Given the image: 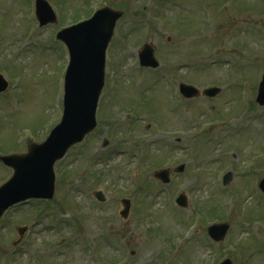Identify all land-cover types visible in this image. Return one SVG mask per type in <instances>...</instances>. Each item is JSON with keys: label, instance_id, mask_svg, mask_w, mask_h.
<instances>
[{"label": "rangeland", "instance_id": "obj_1", "mask_svg": "<svg viewBox=\"0 0 264 264\" xmlns=\"http://www.w3.org/2000/svg\"><path fill=\"white\" fill-rule=\"evenodd\" d=\"M58 1H62L63 5L59 7L56 0L51 2L58 6L56 24L41 32H53L60 24L82 18L91 7L83 5L85 0ZM91 1L95 2L94 5L101 3L100 0ZM106 1L119 3L117 0ZM203 1L174 0L173 13L189 24V28L187 24L180 30L178 37L171 35L172 26L151 25L143 36L136 35L131 41L117 42L121 28H131L132 23H127V20L137 16L132 10L138 7V3L133 1L130 5H121L130 6V12L124 22L121 19L116 24L102 89L103 98L108 96V91L120 96L107 98L108 104L103 108L110 116L112 127L117 129L116 135H111L109 121H102L105 117L100 115L97 118V126L100 124L98 130L82 143L71 147L65 157L56 163V192L52 203L40 204L36 208L33 203L27 207L14 206L0 218V255H3L0 264H94L95 261L101 264H197L194 260L207 264L208 258L211 264L210 259L217 253V247L220 248L218 261L228 256L233 264L263 263L264 195H256L255 183L264 176V113L258 114V106L255 105L256 115L253 116L254 109L249 108L248 99L253 98L264 70V0H206L204 3L210 8L205 13L212 16L207 31L212 32L214 24H217V29L212 32L215 36L209 40L197 37L200 32L194 35L191 30L193 24L194 28L199 27L196 18L205 10ZM12 2L0 0V36L5 34L6 37L11 33L0 42V73L8 82L7 91L0 94V151L17 153L25 151L30 141L43 140L57 123L64 69L62 46L55 39L49 40L45 50L35 35L30 36L27 43L24 40L23 47L20 45L25 38L21 37L25 36V21L32 19L30 0ZM142 3V7L148 6V0H142ZM184 3L190 12L182 10ZM13 21L22 31L19 34L12 26L16 24ZM125 22L127 24L124 25ZM202 34L206 32L202 31ZM232 34H235L234 38L229 36ZM168 36L170 42L166 41ZM11 37L13 39L8 41ZM236 39L244 41L239 43ZM144 41L155 46L160 62V67L151 73L146 69L137 71L132 68L135 53ZM2 45L7 47V51ZM208 51L209 55L205 54ZM233 55L238 56L236 60L246 58L243 62L255 63L256 66L248 71L251 80L245 92L238 82V93L235 94L238 106L228 115L227 120L232 121L222 138V134L215 131V126L199 130V123H194V120L198 118L197 113L202 115L201 110L208 111L203 116L204 121H215L213 115L223 112L228 114L223 109V106L226 107L223 102L228 94L233 93L225 86L229 78L225 73L226 63L221 60ZM8 58L15 60L16 64L11 65ZM210 59L217 60L212 67L208 65ZM186 62H189L188 66L179 72L175 67L168 68V65L180 67ZM193 65H201L204 69L191 71ZM112 69L116 71V76L109 78ZM164 73L169 84L179 81L197 87L217 84L222 87V92L216 99L200 95L187 99L185 103H175L171 101L173 95L170 88L161 79ZM108 85L112 86L111 90ZM167 102L178 108V113L174 111L171 114ZM133 105L136 109L138 105H145L159 120H156L158 126L153 122L156 126L151 127L150 124L147 127L151 121L142 112L130 113L133 118L141 116L135 123L126 114L133 110ZM186 106L190 107L187 113L183 110ZM211 108H214L215 114L210 111ZM143 109L140 106L137 111ZM235 124L236 129L231 127ZM193 126L196 128L191 129ZM206 137L209 138L203 147L200 142ZM177 138L180 139L178 142ZM105 140L107 144L102 147ZM111 145L117 148L114 152L109 149ZM145 147L152 152L147 160ZM139 149L140 162L130 153H139ZM138 153L133 152V155L138 158ZM180 163H184L185 167L183 172L177 173L173 169ZM164 167L171 169L170 182L166 185L153 179L149 173ZM228 169L231 170V178L223 187L221 175ZM10 174L11 169L0 164V183ZM134 188L138 191L132 195ZM97 189L104 193L106 202L99 203L91 197L92 191ZM181 191L188 195L189 209L177 215L169 204L172 202L178 210L174 198ZM211 195L212 201L205 209L209 212H205L206 217L200 223L198 242L194 241L195 238L184 243V250L177 248L180 243L176 247V240L181 239L182 228L186 225L181 220L185 218L187 223L190 222L188 231L195 229L196 226H192L197 210L195 206L203 205L201 201ZM129 196L133 197L130 212L122 218L116 213L121 207L119 200ZM227 199L229 205L226 210ZM55 202L60 203V207L62 205L61 210L54 205ZM63 205H66L65 209ZM152 219L162 224L160 229L156 228ZM213 219L229 224L218 246L206 240L203 234L205 226ZM146 224L150 226L146 227ZM23 225L29 231L24 233L18 244L13 245L17 239L16 227ZM84 245L95 249L88 251ZM247 254L248 261L243 263Z\"/></svg>", "mask_w": 264, "mask_h": 264}, {"label": "water", "instance_id": "obj_2", "mask_svg": "<svg viewBox=\"0 0 264 264\" xmlns=\"http://www.w3.org/2000/svg\"><path fill=\"white\" fill-rule=\"evenodd\" d=\"M121 15L120 11L107 7L99 9L94 15L83 22L61 29L56 37L62 40L69 52L63 85V113L59 123L50 131L46 140L28 146L25 154L0 156V160L13 169L12 176L0 186V215L12 203L25 200L28 197L50 198L53 193V163L59 159L66 149L74 142L80 141L95 125V106L103 84L104 50L111 37L115 20ZM36 16L40 24L53 22V12L45 0H36ZM140 64L145 66L157 65L153 57V49L144 45L139 53ZM6 82L0 76V90ZM184 96L190 97L198 91L191 85L180 84ZM218 89L210 87L205 93L213 95ZM255 100L264 104V73L258 85ZM182 165L177 168L181 170ZM169 171L160 169L153 173L162 182L169 179ZM230 178L224 176L226 182ZM264 190V178L259 182ZM99 199H101L100 195ZM125 209L121 212L126 216L128 201L123 200ZM176 202L186 206V197L179 194ZM227 224H213L207 231L211 238H223ZM24 227H19L21 234ZM220 264H231L224 259Z\"/></svg>", "mask_w": 264, "mask_h": 264}, {"label": "flooded vegetation", "instance_id": "obj_3", "mask_svg": "<svg viewBox=\"0 0 264 264\" xmlns=\"http://www.w3.org/2000/svg\"><path fill=\"white\" fill-rule=\"evenodd\" d=\"M221 92H222V91H220V92L218 93V95H217L214 99L219 98V95L221 94ZM231 97H232V96H231L230 94H228L227 99H231ZM208 99H210V98H208ZM227 99H226V100H227Z\"/></svg>", "mask_w": 264, "mask_h": 264}]
</instances>
